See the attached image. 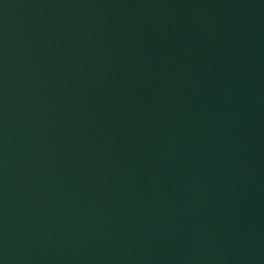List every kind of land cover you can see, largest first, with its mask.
Masks as SVG:
<instances>
[{"label":"water","instance_id":"95a60500","mask_svg":"<svg viewBox=\"0 0 264 264\" xmlns=\"http://www.w3.org/2000/svg\"><path fill=\"white\" fill-rule=\"evenodd\" d=\"M0 264H264V0H0Z\"/></svg>","mask_w":264,"mask_h":264}]
</instances>
